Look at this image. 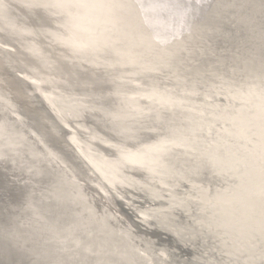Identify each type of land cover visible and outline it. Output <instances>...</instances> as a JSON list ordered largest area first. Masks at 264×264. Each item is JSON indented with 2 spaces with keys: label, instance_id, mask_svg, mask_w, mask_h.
Here are the masks:
<instances>
[{
  "label": "water",
  "instance_id": "1",
  "mask_svg": "<svg viewBox=\"0 0 264 264\" xmlns=\"http://www.w3.org/2000/svg\"><path fill=\"white\" fill-rule=\"evenodd\" d=\"M109 1L0 0V60L32 105L0 89V264H264V0H134L108 22ZM142 57L167 66L143 72ZM216 174L229 185L190 212H210V231L159 214Z\"/></svg>",
  "mask_w": 264,
  "mask_h": 264
},
{
  "label": "bare ground",
  "instance_id": "2",
  "mask_svg": "<svg viewBox=\"0 0 264 264\" xmlns=\"http://www.w3.org/2000/svg\"><path fill=\"white\" fill-rule=\"evenodd\" d=\"M113 1L114 0H110L108 2V5H111L113 3ZM125 1H127V2H125ZM133 1L134 0H122L118 6V7H120L122 5L121 8L119 9V11L118 10L114 11V13L111 16H106L109 13V11L112 10V8L110 6H106L105 12H107V13L105 14V17H106L105 19H107V21L109 22L111 17L117 16V14L119 12L130 11L133 8V6H132ZM138 1H139L140 6L142 8H143L144 3H146V5H148V2L146 0H136V3ZM148 6H144V7L147 8ZM136 8L139 9V5H136ZM102 32H103L102 35L107 34L104 31H102ZM165 58H168V55ZM169 58H171V57H169ZM17 61L19 62V64L27 65L35 71H37L36 67L43 65V63H40V64H37V66H36L35 62H33V61L23 57V56H18ZM136 63L141 65V68H139V69L143 70V72H155L158 68L163 67L164 65L167 66V63L163 64V62H161V61H154L152 58H145V57H142L141 59L136 61ZM167 69H169V67ZM167 69H166V71H167ZM170 69H171V67H170ZM168 71H169L168 76L170 77V79H169L170 83L173 86H176V88L178 87V91H181V89L184 88L183 86H185V84H186L185 80H184L185 78H178V76L175 75V73H173L171 70H168ZM0 89L4 90L10 96V98L15 102V105H17L23 111L29 112L32 109V105L29 103L24 90L18 85V83L14 80V78L7 73V71L4 69V66H3V63L1 60H0ZM160 91H162V90H160ZM160 91L156 93V96L157 97L158 96L159 97L164 96V98L166 100L172 99L171 97L176 99L178 96L177 92L168 91V92H165L164 94H161ZM137 93H139L140 96L145 97L146 99L152 98V97L147 95V94H150L151 91L143 90V91H140ZM180 135H182V133H178V136H180ZM163 141H167V140H163ZM172 141H174V140H168V142H166V143H169V142L171 143ZM161 148H163V146L161 147V146L154 145V146L148 147L146 149V151L148 153H150L152 150L158 151ZM123 157L126 160H130V162L135 161L138 164H143V162H145V161H143L144 160L143 154H128V155H124ZM101 159H104L103 164H105L111 168H114V164H112V162L107 160V158H101ZM155 166L159 169L158 173L160 176H166V177L172 179L171 176H173V175H175V176H181L182 175L180 168L169 172L168 166L166 163H164V164L158 163V165L155 163ZM191 168L192 167H188L187 169H191ZM214 172L215 171H213V173ZM182 178H183V176H182ZM79 179L86 181L83 177L79 178ZM208 181H211L212 185L201 186L200 184H197L200 186V188L195 190L196 193H188L187 194L189 201H187L185 204H183V202L181 201V198H179L178 196H175L174 198H177L178 201L177 202H171V206H165L163 209H167L168 211L159 212V214L163 218H168L169 216L174 218L177 216L175 214V211H177L178 208L185 209V212L189 213L188 217L192 220L193 224L198 223L200 226H202L201 223H203L204 225H207L206 229L209 227L211 228V225H210L211 223L209 221V217L211 216L210 212L203 214V215H200V216L195 215V212H193V213H190V212L192 210H195L196 207H199V204H202L203 206H210L211 201H212L211 197L215 194V192L216 191H224L230 182L229 181L225 182L223 180V177H220V175H217V174L214 175L213 177H210ZM75 183H77V182H75ZM190 202H192L193 205H190L189 204ZM243 208L242 209L235 208L234 210L236 211V213L234 215H237V212H238V214H239L238 216L244 215L246 218H248V214H252L253 216H255L258 213V209H260V206H255L252 208L249 207L248 209H246V207H243ZM119 218H120V220H124L123 216H119ZM210 219L213 220V217H211ZM206 220H208V223L206 222ZM169 223L170 222H167L166 224L169 225ZM184 223L185 224H183V225H185L187 227L192 226L188 222L187 223L184 222ZM180 227L183 228L184 226H180ZM190 231H189V233H187V230H183V232H182L183 237H188L189 235L193 236L194 242H196V238H199L198 234H199V236H202L201 238H199V241H201V242L204 241V239L208 237L207 235L205 236V232L203 231V229H197L195 227H192V229H190ZM208 231H210V230H208ZM211 231L213 232L211 234V237H210V243L211 244H215L217 242H225L228 238L226 231H224V229L222 227L221 228H216V227L212 228ZM175 233L177 235H179V233L176 230H175ZM217 237H219L218 238L219 240L216 239ZM186 240L188 241V239H186ZM213 240H215V241H213ZM191 245L194 249L196 248V246H194L193 244H191ZM203 249L207 252L205 253L204 251H202V253H204L205 256L199 255L198 256L199 260L204 261V259H215V258H213L215 254L208 252V250H209L208 246L207 247L204 246ZM195 250H198V249H195ZM118 252L119 251L117 250L116 254H118ZM146 255L148 258L151 257L150 254H146ZM118 257H120V255H118ZM133 260L135 261V258ZM214 261L216 262V260H214ZM153 263H151V264H153ZM184 263L186 264V261ZM142 264H144V262ZM154 264H156V263H154Z\"/></svg>",
  "mask_w": 264,
  "mask_h": 264
}]
</instances>
